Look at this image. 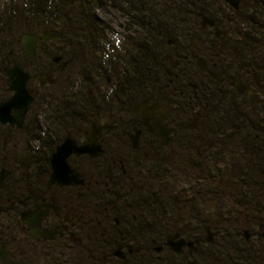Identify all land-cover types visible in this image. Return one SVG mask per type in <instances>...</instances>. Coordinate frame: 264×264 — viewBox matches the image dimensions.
Masks as SVG:
<instances>
[{
    "label": "flooded vegetation",
    "instance_id": "flooded-vegetation-1",
    "mask_svg": "<svg viewBox=\"0 0 264 264\" xmlns=\"http://www.w3.org/2000/svg\"><path fill=\"white\" fill-rule=\"evenodd\" d=\"M68 3L46 30L39 22L0 39L4 69L23 68L33 97L21 126L0 123V264H208L226 227L233 243L264 236V0ZM98 6L125 20L122 63L144 36L163 68L146 85L108 77L106 106L90 100L89 123L44 126L46 90ZM67 139L88 152L67 158L78 178L60 184L52 160Z\"/></svg>",
    "mask_w": 264,
    "mask_h": 264
},
{
    "label": "rangeland",
    "instance_id": "rangeland-1",
    "mask_svg": "<svg viewBox=\"0 0 264 264\" xmlns=\"http://www.w3.org/2000/svg\"><path fill=\"white\" fill-rule=\"evenodd\" d=\"M34 1L38 0H0V22L3 21L7 13L6 10H9L10 7L16 5L17 7L15 6L13 9H18V13L20 14L27 7L34 5ZM93 15L94 21L92 22L95 24L90 21L87 23L90 27L86 25L87 29L82 36L83 43L81 47L77 48L78 52L75 50V60H72L73 63L69 66L68 70L61 75V82L46 90V93L51 95L50 102L54 103L59 113L66 111L74 112L77 109L80 111L79 107L81 104L90 100L94 101V108L96 109L100 110L106 106L103 103L106 101L109 89L105 86V83L108 77L116 79L119 62L121 63V59L126 56L125 50H123L124 39L127 35L122 26L125 21L124 18L118 13H104L99 6L96 7ZM16 19V21H10V23L16 26L20 18ZM42 21L46 24L44 20ZM23 29L22 25L16 26L13 33L18 37L22 34ZM73 49L70 48L67 51V57H70V59H72ZM49 63H51L50 60ZM97 67H102L105 70L103 72L104 77L99 75ZM4 85L6 88V81L5 84L4 82L3 84L0 83V99L3 97L1 91ZM44 110H50L49 112H51V109L46 107H44ZM225 229L228 231L227 233L225 231L227 239L222 242L218 241L214 247H207L208 253H211V260L208 264H214L212 258L218 260L217 264H235L238 255L235 254L234 250L238 249L240 257L242 256V260H244L245 255L248 253H246V249L251 247L247 246L244 241L241 243L237 241L236 244L233 243L229 238V231L231 232L233 228L226 227ZM244 230L242 228V231ZM252 241L258 240L253 239ZM259 247L264 250L263 243L257 242V249ZM245 264H264V258H254L252 256L251 263Z\"/></svg>",
    "mask_w": 264,
    "mask_h": 264
},
{
    "label": "trees",
    "instance_id": "trees-1",
    "mask_svg": "<svg viewBox=\"0 0 264 264\" xmlns=\"http://www.w3.org/2000/svg\"><path fill=\"white\" fill-rule=\"evenodd\" d=\"M35 4L27 7L24 11L18 13V9L15 8L16 5L13 7H10V9L6 10V16L3 19L2 22H0V39L7 40L8 42H11L10 34L13 33L16 28V26H23L25 28H30L31 25L35 26L39 22H46V24L43 23V30H46V27L48 25L50 26L53 23L60 22L63 18L64 13L67 12V6L69 0H38L34 1ZM47 3V4H46ZM46 4V6H44ZM43 6V7H42ZM17 7V6H16ZM62 17V18H61ZM16 18H20V21L15 26L13 23H10V21H16ZM90 22L94 21V17L89 19ZM142 22V20H140ZM94 23V22H92ZM16 24V23H15ZM95 24V23H94ZM64 41L68 44L69 42V34L66 33L63 35ZM141 41H139L138 49L133 53V51H130V57H126L125 59H129L130 61L127 62H119L118 68H117V76H119V83L118 87L124 84V87H130L134 82H136L138 85H146L147 82L151 80V78H154L156 73L161 71L162 67V59L159 57V52L156 48V46L150 44L148 41H143L144 36H141ZM82 39V35L80 37ZM123 59V58H122ZM99 75L101 77L103 76V72L105 71L102 67H97ZM103 69V71H101ZM122 80V81H121ZM6 76H5V69L3 67V62L0 57V83L5 84ZM121 81V82H120ZM7 85V84H6ZM1 94L3 97L0 99L6 100L9 96V93L6 91L5 85L1 91ZM75 106H77L75 104ZM42 107H46L51 109V112L49 110H44L43 113V124L44 126H53L54 125H63V124H86L89 123V119L92 116V109L89 105V102H84L81 104L80 111L78 109L74 112H64L59 113L57 108L55 107L53 102H50L48 104H43ZM45 117V119H44ZM48 134V131L46 132ZM2 139L4 137H1ZM51 139L48 136H45V143L43 145L44 148H48L51 146ZM53 140V139H52ZM37 151V152H36ZM37 154L38 150L35 149L34 153L31 152L32 161L36 162L37 160ZM225 238L224 240H226ZM258 241H246L243 239L244 243L248 247L246 250L247 255H245V259L242 260V256L240 257V253L237 250H234L235 254L238 255L236 257V263L235 264H245V263H251L252 256L254 258H264V250L263 248L257 249V242L264 244V236L263 234H259ZM241 241V242H243ZM236 244V243H235ZM257 249V250H256ZM211 254V253H210ZM257 254V255H256ZM259 254V255H258ZM261 256V257H260ZM240 259H239V258ZM233 264V263H232Z\"/></svg>",
    "mask_w": 264,
    "mask_h": 264
},
{
    "label": "water",
    "instance_id": "water-1",
    "mask_svg": "<svg viewBox=\"0 0 264 264\" xmlns=\"http://www.w3.org/2000/svg\"><path fill=\"white\" fill-rule=\"evenodd\" d=\"M42 41L54 40L59 41L60 36L53 33L43 32L41 34ZM22 44L30 59H34L36 56V38L32 35L26 34L22 38ZM55 62H59L60 58H55ZM66 64L63 65L65 69ZM5 75L7 77L8 91L13 92V97L0 104V123L1 124H18L22 125L23 119L30 109V105L33 102V97L29 93L27 83L29 80V74L18 65L7 67L5 69ZM42 84L53 83L51 75L45 77H39ZM13 111H18L16 116L12 115ZM21 119V120H19ZM71 139H67L62 145H60L55 152L52 160L54 172L52 174V182H59L60 184H71L74 179L78 178V175L71 169L67 162V158L72 153L83 154L88 152L87 147L78 148L74 146ZM181 246V243H180ZM181 247L175 249L180 250Z\"/></svg>",
    "mask_w": 264,
    "mask_h": 264
}]
</instances>
